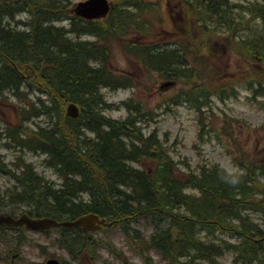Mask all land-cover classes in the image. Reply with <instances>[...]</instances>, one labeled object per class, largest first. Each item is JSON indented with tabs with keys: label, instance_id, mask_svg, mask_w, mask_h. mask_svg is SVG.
Listing matches in <instances>:
<instances>
[{
	"label": "trees",
	"instance_id": "16d2710c",
	"mask_svg": "<svg viewBox=\"0 0 264 264\" xmlns=\"http://www.w3.org/2000/svg\"><path fill=\"white\" fill-rule=\"evenodd\" d=\"M119 1L121 7L107 20L88 24L73 21L71 33L51 23L49 28L42 27V23L35 24L43 21V13L44 20L64 19L71 0L0 1V101L7 100L6 92H13L21 101L19 116L24 120L22 126L6 129V133L17 146L46 152L47 165L54 167L62 180V186L57 188L22 159L11 168L0 161V170L13 173L16 183L14 191L8 194V202L26 204L30 214L37 217L74 219L96 213L123 219L126 223L150 216L157 218V223H175L176 236L171 237L170 229L159 232L154 244L165 257L175 255L176 262L182 255L193 258L190 262L184 259L181 264H198L196 259L213 260L221 256L222 250L234 252L232 243L221 246V250L213 242H201L197 236V227L210 230L218 226L239 236L241 243L235 245V249L242 261L252 262L258 257L264 260V229L249 213L264 204V181L260 177L264 176V157L252 158V154L251 164H244L242 173H231L219 165L195 171L182 163L188 168L184 171L166 145L157 139V131L145 135L134 118L117 121L102 114L104 104L98 90L116 83L106 65L110 50L100 42L113 36L114 40L123 39L126 33L120 35L121 30L128 22L142 31L148 28L142 15L150 3ZM210 1L213 0H197L198 5L194 6L197 14L190 16L194 28L211 30V24L217 27L215 18L224 33H236L243 27V22L236 26L234 10L226 0H215L220 4L218 12L208 7ZM224 3L229 8L223 6ZM247 9L253 17L262 20L264 28V0L253 2ZM22 12L32 13L34 17L27 25L30 31L9 29L6 22L14 21L16 14ZM69 33L93 35L99 41H84ZM243 35L239 48L258 63L255 71L258 79L249 81L248 86L254 99L264 98V30L252 32L247 38ZM129 49L149 68L167 76H173L170 75L173 63L175 70L177 64L184 62L182 56L174 59L165 52L160 60L154 59L157 65L152 59L157 54L141 43L132 44ZM210 61H206L202 72H194V78L204 76ZM34 87L48 98L38 97L37 102H32L29 99L32 93L28 92L35 90ZM209 92L206 89V96L200 92L199 97L198 93H191L186 98L201 109L209 104ZM21 97L28 99L25 104ZM198 100L204 103L198 105ZM69 103L82 108L79 118L72 119L68 115ZM258 103L264 109V99ZM31 118H45V126L34 130L25 128L24 124ZM146 160L153 161L154 165L140 168L139 163ZM134 162H139L138 166ZM191 188L198 193L186 192ZM5 205L0 203V211L6 210ZM186 226L188 232L195 229L192 237H188ZM60 244L75 254H82L88 247L79 235L71 233L64 235Z\"/></svg>",
	"mask_w": 264,
	"mask_h": 264
},
{
	"label": "rangeland",
	"instance_id": "374dc122",
	"mask_svg": "<svg viewBox=\"0 0 264 264\" xmlns=\"http://www.w3.org/2000/svg\"><path fill=\"white\" fill-rule=\"evenodd\" d=\"M80 1L71 0L73 5L70 7H74ZM147 1L152 4L147 7L142 19L148 28L142 31L137 29L132 22H128L127 26L123 25L121 30L120 35L126 33L122 42L114 43L113 36L105 43L111 45L108 67L117 77L126 79L124 83L132 82V84L120 87L124 84L115 77L116 85L113 87L100 86L98 92L104 104L101 108L102 114L108 118L122 121L126 120L127 117H141L143 114L144 117L138 119L139 128L142 129L145 135H149L156 129L159 134V136H156L157 139L168 146L172 157L175 161L181 163L180 167L184 171L188 168L182 163L191 166L192 170L195 171H198L200 167L219 165L231 173H242L244 164H251L252 159L250 156L253 152L257 151L260 155L264 154V110L259 108L257 103L250 98V94L244 86V78L240 76L241 73L238 69L243 61H241L239 55L235 54L234 50H231L226 37L214 36L210 39L207 38L205 56L203 55L205 62L201 64V68H198V64L194 68L195 71L200 70L202 72L206 61L211 59L209 62L211 73L207 84L203 76H198V80H202V85L195 86L193 92L198 93L199 97L200 89L205 85L210 91L207 100L209 106L205 107V110L201 113L199 106L191 103L192 100H189V98L186 100V97H184V93L193 88L189 75L180 69L181 73L174 76V78L188 81L177 80L171 86H164L167 82H170L169 78L163 77L161 73L155 70L153 71L146 63L132 56L125 48L129 43H141L147 47L148 51L153 52L154 55L157 54L152 58L153 61L155 58H158V60L163 58L165 52L176 59L180 55L181 49L187 50L188 45L190 47V42L197 37V32L191 28L193 21L188 19L189 9L183 4L182 0ZM208 3V7H212L217 12L219 11L218 6L220 4L215 0ZM224 5L228 6L227 3H224ZM240 9L244 10L243 8ZM15 18L18 23H13L14 20L10 24L13 23V27L24 31L30 22V15L21 13L20 16ZM218 21V18L214 19L219 28L221 24ZM41 23L44 28L49 26L45 21ZM69 24L68 20H58L51 26L66 28ZM253 27L256 28H253V33L260 30L262 27L260 19L253 21ZM243 34L245 33H242L244 37ZM70 36H79L84 41H95V38L89 35L82 37L80 34H70ZM12 37L14 36L12 35ZM256 37L253 38L256 39ZM179 41L183 44H178ZM191 45L193 50L204 47L201 35ZM152 48L153 50H151ZM151 56H148V59H151ZM185 57H189V53ZM153 63L157 64L155 61ZM97 64L94 63V65ZM174 65L175 63L172 64L173 68L170 71H174ZM232 78L236 80L232 82ZM194 79L196 78L193 75ZM245 80H248V78ZM229 86L236 93L229 91ZM218 89H226L228 92L225 94L224 91H221L222 94H220V92L217 93ZM224 94L225 96H223ZM5 95L10 100L8 104L0 103V161L2 163H12L21 158L32 164L39 175L50 181L52 186L58 188L62 183L60 175L54 167L47 165L46 156L40 154L41 151L23 150L24 148L7 145L8 141L3 140V137H1L2 130H6L7 127L14 129L24 122V120L18 119L17 110L11 105L19 104L20 100L11 92H6ZM44 96L48 98L45 93L40 91L30 94V98L34 100L38 97L44 98ZM25 100L28 99L22 97L24 104ZM197 104L201 105L199 100ZM25 108L27 109V107ZM137 110H142V112H137ZM136 113L139 115H136ZM40 125L45 126V118H31L24 124V127L34 130ZM88 134H91V132H88ZM254 157L257 156L253 154L252 158ZM260 177L264 181V176L261 175ZM15 185L14 178L0 172V203L6 204L5 209L7 211L20 215L28 210V206L24 203L8 202V194L14 191ZM186 192L198 193L194 188L187 189ZM249 213L263 229L264 204L260 205L258 210H252ZM149 224L145 222L128 223L126 226L129 228L128 236L123 231L124 225H118L109 230L104 229L100 233H92L89 240H94L97 243L95 251L93 248L91 251L90 248L86 256H77L76 258H73L69 254L71 252L61 244L59 247L54 244V240L61 233L60 231L53 230L47 234L22 232L21 243L17 245V248L14 247V241L18 233L14 230L0 231V264H46L49 257L58 258L65 264H99L100 262H103L101 264H167L157 252L150 248L149 238L153 229ZM174 224L169 223L168 226H164L163 223H159V232L170 229L171 235L176 236L175 229L177 228ZM130 227H133L140 237L134 236L133 229ZM194 230L190 231L189 237H192ZM202 237L201 242H213L219 248L221 246L226 247V243H232L234 252L224 251L220 248L223 251L221 256H216L213 260L196 259L195 263L264 264L261 257L252 262L242 261L240 254L235 249V245H239L241 239L237 234L233 235L232 231L227 233L219 227L203 232ZM111 238L114 241L112 250L104 245ZM87 240L88 238L85 240L86 243ZM192 253L195 254L193 251ZM171 257L173 264H181L185 262L184 259L189 262L193 260L191 256H187L182 259L177 258L179 261L176 262L175 255L172 254ZM97 258H99V262H97Z\"/></svg>",
	"mask_w": 264,
	"mask_h": 264
},
{
	"label": "water",
	"instance_id": "95a60500",
	"mask_svg": "<svg viewBox=\"0 0 264 264\" xmlns=\"http://www.w3.org/2000/svg\"><path fill=\"white\" fill-rule=\"evenodd\" d=\"M77 13L87 18H98L104 16L109 11V6L106 0H89L85 3H80L76 8ZM95 223H105V220H100L97 215L83 216L73 222L59 223L54 219L40 218L32 219L28 215H23L18 220H15L7 213H0V225L22 226L25 225L30 230H43L52 227L66 226L72 228L80 225L85 229L95 230ZM48 264H60L56 260H50Z\"/></svg>",
	"mask_w": 264,
	"mask_h": 264
},
{
	"label": "bare ground",
	"instance_id": "6f19581e",
	"mask_svg": "<svg viewBox=\"0 0 264 264\" xmlns=\"http://www.w3.org/2000/svg\"><path fill=\"white\" fill-rule=\"evenodd\" d=\"M1 1V0H0ZM15 1V0H14ZM52 2V1H51ZM46 3V2H45ZM53 3H54V1H53ZM251 5V4H250ZM223 6H225L224 4H223ZM225 7H229V6H225ZM248 7H250V6H247V8ZM45 12V11H44ZM250 12V11H249ZM22 13H27V12H22ZM20 14L21 13H19V14H16V16L18 17V16H20ZM27 14H29V13H27ZM30 15V20L32 19V18H34L33 17V15H32V13H30L29 14ZM39 17V16H38ZM43 18H45V15H44V13L42 14V20L43 21H45V22H47L48 24H49V26H50V23H51V25H53V23L55 22V21H53V19L52 20H44ZM15 21L13 22V23H15V22H17L18 23V21H16V18L14 19ZM60 20H67L66 18H62V19H60ZM56 21H58V20H56ZM69 21V20H68ZM259 21V20H258ZM260 21H261V23H262V27L260 28V31L261 32H263V30H264V28H263V22H262V20L260 19ZM42 21H40L39 23H36L35 22V24H40ZM12 23V24H13ZM69 25H68V27H61V28H64V29H66L67 31H69L70 33H71V27H72V22H70L69 21ZM7 24V27L9 28V29H12V28H14V31H17L18 29H20V28H15V27H13L12 26V24H10V23H6ZM16 24V23H15ZM49 26L47 27V28H49ZM70 26V27H69ZM235 29V28H234ZM18 31H20V30H18ZM24 31H30V28L27 26L25 29H24ZM70 33L68 34V35H70ZM88 36L89 34H83L82 35V37L83 36ZM89 36H93V35H89ZM94 38H95V41H99V40H96L97 38H96V36H93ZM110 39H108V40H106V41H101L100 42V44L101 45H106L105 43L106 42H108ZM88 41V40H87ZM95 41H90V42H95ZM108 46H109V44H108ZM184 55V53H182V54H180V56H183ZM203 55H205V52L203 53ZM203 60H205V57L202 59V63H203ZM106 87H108V85H105ZM124 85H120V87H123ZM35 88V90H30L28 93H33V92H35V91H39L38 90V88H36V87H34ZM21 89H23V88H21ZM231 89V86H229V90ZM8 92H10V91H8ZM21 92H22V90H21ZM12 94H13V92H11ZM25 93V92H24ZM227 93V92H226ZM14 95V94H13ZM15 96V95H14ZM28 96V95H27ZM6 97H7V95H6ZM16 97V96H15ZM45 97V96H44ZM22 98V97H21ZM259 98V97H258ZM19 99V98H18ZM32 102H37V99L36 100H34V99H32V98H29ZM9 100H10V98L9 97H7V100L6 101H0V103H2V104H5V103H9ZM187 100V99H186ZM256 101V103L259 101H257V100H255ZM204 102L203 101H201V104H203ZM12 106H13V108H15L16 110L19 108V105H21V101L19 102V104H17V105H14V104H11ZM207 106H209V104L208 105H203L202 106V108L200 109V112L201 113H203V111L205 110L204 108L205 107H207ZM28 108V107H27ZM142 109V108H141ZM26 110V109H25ZM81 111H82V108L78 105V104H76V103H69L68 104V106H67V110H66V112H68V115L72 118V119H77V118H79L80 117V114H81ZM137 112H142V110H140V111H138L137 110ZM136 115H139L138 113H136ZM141 117H144L143 116V114H142V116ZM141 117H135L134 119H136V122L138 123V119H140ZM108 118V117H107ZM127 119H130V117H127ZM126 119V120H127ZM113 120H115V119H113ZM118 121V120H117ZM20 126H22V125H20ZM7 129H9L8 127H7ZM154 131H157L156 129H154ZM153 131V132H154ZM152 133V132H151ZM150 133V134H151ZM149 134V135H150ZM158 136H159V134H158ZM1 137H3V140H7L8 141V143L7 144H10V145H12L13 147H17V148H24L23 150H29L30 151V149L29 148H26V147H20V146H17V145H15V141L14 140H12V138H11V136H10V134L9 133H6V130H2V134H1ZM31 150H34V149H31ZM34 151H37V152H39V150H34ZM42 153H44V155H46L45 153L46 152H43V151H41ZM42 153H40V154H42ZM47 156V155H46ZM19 159H21V158H18L16 161H13L12 163H6V162H4V163H6L7 165H8V168H11V167H13L14 166V164L16 163V162H18V160ZM24 161V160H23ZM26 164H29V163H27L26 161H24ZM32 165V164H31ZM33 166V165H32ZM34 167V166H33ZM35 169V168H34ZM21 171V170H20ZM19 171V172H20ZM0 172H3L2 170H0ZM35 172L37 173V171L35 170ZM4 173V172H3ZM6 175H9V176H11L12 178H13V173H5ZM38 175H39V173H37ZM41 176V175H40ZM61 186H62V184H61ZM46 218H54V217H49V216H46ZM188 226H191V225H188ZM198 229V228H197ZM193 230V229H192ZM186 232H187V234H188V237H189V235H190V231L188 232L187 231V226H186ZM170 237V236H169ZM169 242V241H168ZM174 250H177V247L176 246H173L172 247ZM178 248H180V247H178ZM188 255H182L181 256V258H184V257H187ZM180 258V259H181ZM263 263H264V261H263Z\"/></svg>",
	"mask_w": 264,
	"mask_h": 264
}]
</instances>
